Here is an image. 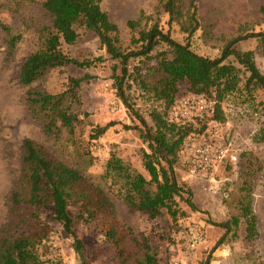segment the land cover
Segmentation results:
<instances>
[{
    "label": "rangeland",
    "instance_id": "obj_1",
    "mask_svg": "<svg viewBox=\"0 0 264 264\" xmlns=\"http://www.w3.org/2000/svg\"><path fill=\"white\" fill-rule=\"evenodd\" d=\"M43 1L0 0V21L23 35L15 52L9 55L8 35L0 28V228L8 220L11 191L22 176V141L30 137L48 145L67 163L85 168V173L108 191L126 232L127 247L135 258L150 247L157 255V264H200L209 255L210 264H255L264 259V91L257 89L250 94L244 89L229 94L223 102L224 122L196 111L180 121H191L197 128L177 150L174 163L178 181L192 191L191 199L196 210L185 200H180L179 206L186 215L179 222H174L166 209L155 218H150L143 211L130 210L118 195L119 184L105 176L106 163L111 152H115L135 170L150 178L142 158L143 149L148 150V147L141 137L142 123L128 110L114 87L112 73L117 60L110 57L96 33L78 25L76 42L63 43V48L81 60L102 56L101 62L89 67L70 64L50 68L29 85L19 80L23 59L40 44L42 26L53 22ZM197 4L201 26L189 40L191 49L199 54L219 56L226 39L222 37L235 35L242 29L264 30V0H197ZM101 6L118 24L124 47H137L131 40L134 34L138 35V29L132 31L127 21L136 19L142 11L155 18L143 20L141 25H151L158 17L160 26L165 31L170 30L173 38L183 43L187 41V34L179 24L173 22L170 26L168 14L158 13L157 0H102ZM205 31L209 32L207 39L203 37ZM257 45L256 38L244 39L237 44L242 50H255L257 64L264 73V53L258 50ZM165 48L167 45L160 43L153 53ZM155 63V59L145 64L144 60L135 58L130 61L129 69L140 66L143 76L148 74L147 80L153 83L157 73L148 68ZM87 73L92 77L81 81L77 89L79 101L72 104V110L80 118L74 135L62 130L58 141L48 138L42 120L29 105L28 92H61L68 88L70 78ZM130 85L127 93L131 104L150 126L153 125L151 111L162 109V102L153 98L140 84L130 81ZM178 94L176 100L193 95L185 92L184 87ZM174 104L169 108L168 117L177 121ZM111 121L114 124L103 135L91 139L97 126ZM204 122H207V128L199 131ZM215 135L227 148V156L212 177L203 178L191 173V145L210 142V137ZM87 149L93 155V163L85 167L79 153ZM247 205L255 217L252 234L247 231L250 216L246 217L242 210ZM51 214V209H48L43 217ZM233 217L239 218V224L232 226L226 234V229L218 223ZM50 222L52 231L39 247L43 258L50 264H84L74 248L72 236L59 222ZM77 230L84 243L87 264H121L115 246L96 223H77ZM197 234L202 239L193 246L192 239ZM224 234L225 241L213 249Z\"/></svg>",
    "mask_w": 264,
    "mask_h": 264
},
{
    "label": "trees",
    "instance_id": "obj_2",
    "mask_svg": "<svg viewBox=\"0 0 264 264\" xmlns=\"http://www.w3.org/2000/svg\"><path fill=\"white\" fill-rule=\"evenodd\" d=\"M101 1L44 0L43 6L53 22L52 25L42 26L40 44L23 59L19 80L29 85L50 68L70 64L89 67L101 62L102 56L81 60L69 55L63 48V43L76 42L78 25L95 32L110 57L117 60L112 73L114 87L128 110L142 123L141 137L149 150L143 149L142 158L150 178L135 170L115 152H111L107 160L105 176L119 184L118 195L130 210L143 211L150 218H155L166 209L172 220L179 222L186 215V211L179 206L180 200H185L193 210L197 208L191 199V189L177 179L175 155L185 138L197 128L191 121L170 120L169 108L184 87L185 92L213 99V110L202 115L224 122L223 102L229 94L244 89L250 94L257 89L264 91V73L257 64L255 50H242L237 46L244 39L256 38L258 50L264 53V30L242 29L235 35L222 37L226 39L220 55L205 56L191 49L189 40L201 26L197 0H157L158 13L168 14L170 26L173 22L179 24L187 34V41L183 43L173 38L170 30L165 31L160 26L158 17L151 25H141L143 20L154 17L142 11L136 19L127 21L132 31L138 29V35L134 34L131 40L137 47L127 48L123 46L118 24L102 9ZM0 28L8 35V54L12 55L23 35L2 21ZM203 37L209 38V32L205 31ZM160 43H165L167 48L154 54ZM135 58L144 60L145 64L155 59L156 63L148 68L157 73L153 83L147 80L148 74L143 76L140 66L129 69L130 61ZM91 77L88 73L82 77H72L68 88L57 93L28 92L29 105L42 120L48 138L58 141L62 130L74 135L75 125L80 118L72 110V104L79 101L77 89L81 81ZM130 81L140 84L163 104L162 109L154 108L151 111L154 122L151 126L130 102L127 93ZM113 124L111 121L97 126L91 139H98ZM206 126L207 122H204L199 131L205 130ZM79 156L83 157L85 167L93 163V155L88 149ZM21 167L20 182L9 197L8 220L0 228V264H50L43 258L39 247L52 231L51 220L59 222L65 232L72 236L74 248L84 264H87L84 243L78 234L77 223L91 222L96 223L115 246L121 264H157V255L150 247L137 258L132 255L114 201L108 191L85 173V168L67 163L48 145L30 137L22 141ZM48 209L52 214L45 218L43 213ZM242 210L246 217L250 216L247 231L252 234L255 217L252 216L251 207L247 205ZM238 224V217L218 223L226 229V234ZM226 234L213 249L225 241ZM210 262L209 255L200 264ZM255 264H264V259Z\"/></svg>",
    "mask_w": 264,
    "mask_h": 264
},
{
    "label": "built area",
    "instance_id": "obj_3",
    "mask_svg": "<svg viewBox=\"0 0 264 264\" xmlns=\"http://www.w3.org/2000/svg\"><path fill=\"white\" fill-rule=\"evenodd\" d=\"M213 107V99L207 98L204 95L193 94L189 97L176 100L173 112L175 119L181 121L183 117H188L192 111H196L198 114L210 113ZM217 138L215 135L214 137H210V142L205 141L199 145L194 143L191 145L193 155L191 173L203 178L212 177L217 166L227 156V148ZM201 239V235H195L192 239V245L195 246Z\"/></svg>",
    "mask_w": 264,
    "mask_h": 264
}]
</instances>
